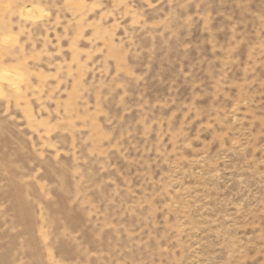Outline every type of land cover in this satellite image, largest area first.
I'll return each instance as SVG.
<instances>
[{
	"label": "rangeland",
	"instance_id": "obj_1",
	"mask_svg": "<svg viewBox=\"0 0 264 264\" xmlns=\"http://www.w3.org/2000/svg\"><path fill=\"white\" fill-rule=\"evenodd\" d=\"M0 264H264V0H0Z\"/></svg>",
	"mask_w": 264,
	"mask_h": 264
},
{
	"label": "bare ground",
	"instance_id": "obj_2",
	"mask_svg": "<svg viewBox=\"0 0 264 264\" xmlns=\"http://www.w3.org/2000/svg\"><path fill=\"white\" fill-rule=\"evenodd\" d=\"M6 74L8 75V73H6ZM7 75H6V76H7ZM8 76H9V75H8ZM7 78H8V77H7Z\"/></svg>",
	"mask_w": 264,
	"mask_h": 264
}]
</instances>
